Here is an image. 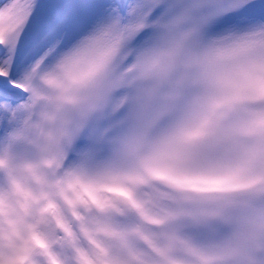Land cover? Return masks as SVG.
Instances as JSON below:
<instances>
[{
	"label": "clouds",
	"instance_id": "obj_1",
	"mask_svg": "<svg viewBox=\"0 0 264 264\" xmlns=\"http://www.w3.org/2000/svg\"><path fill=\"white\" fill-rule=\"evenodd\" d=\"M254 33H264V24L203 44L169 37L131 63L83 38L50 68L23 78L28 98L0 141V227L19 218L25 238L50 250L51 264L68 259L55 245L63 225L89 233L108 264H264V45L251 43ZM161 77L181 84L164 115L127 120L106 148L56 163V147L75 138L83 114L103 109L129 82L146 87ZM155 191L189 206L227 198L233 211L207 230L169 219L175 201L149 202L144 193ZM81 250L86 255L74 254V262L96 264L87 240Z\"/></svg>",
	"mask_w": 264,
	"mask_h": 264
},
{
	"label": "snow or ice",
	"instance_id": "obj_2",
	"mask_svg": "<svg viewBox=\"0 0 264 264\" xmlns=\"http://www.w3.org/2000/svg\"><path fill=\"white\" fill-rule=\"evenodd\" d=\"M260 24H264V0H0V141L17 127L18 109L28 98L21 80L50 68L83 38L131 63L129 57L162 39L179 37L181 42L203 44ZM251 43L264 45V33H254ZM180 88L179 82L165 77L146 87L135 82L123 85L103 109L81 116L75 138L66 137L56 147V163L66 159L71 165L77 158L106 148L127 120L149 123L161 117L175 103ZM16 147L10 145L11 150ZM144 196L153 204L175 201V207L165 211L169 219L184 217L207 230L216 228L215 221L233 211L227 198L189 206L166 192ZM129 204L139 211L134 199L129 198ZM8 225L7 229L0 227V264H51L50 250L37 249L25 238L19 218L10 219ZM57 232L55 245L68 252L65 264H81L72 257L86 255L81 250L84 240L97 257L96 264H108L102 258L103 248L86 231L78 233L63 225ZM105 235L133 244L122 233ZM162 235L171 239L168 233Z\"/></svg>",
	"mask_w": 264,
	"mask_h": 264
}]
</instances>
